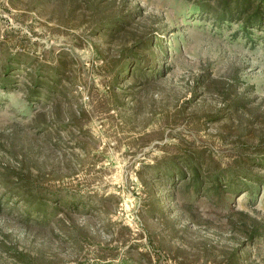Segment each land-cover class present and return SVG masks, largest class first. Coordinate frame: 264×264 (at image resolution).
Segmentation results:
<instances>
[{"label":"rangeland","instance_id":"obj_1","mask_svg":"<svg viewBox=\"0 0 264 264\" xmlns=\"http://www.w3.org/2000/svg\"><path fill=\"white\" fill-rule=\"evenodd\" d=\"M197 1L0 0V264H264V32Z\"/></svg>","mask_w":264,"mask_h":264},{"label":"trees","instance_id":"obj_2","mask_svg":"<svg viewBox=\"0 0 264 264\" xmlns=\"http://www.w3.org/2000/svg\"><path fill=\"white\" fill-rule=\"evenodd\" d=\"M207 1L198 0V8L212 15L215 23H220L223 20L239 22L240 31L244 37L250 34L253 29L264 32V0H216L213 8H211ZM189 169L193 173L190 181L194 185V190H197L201 188V182L197 181V167L196 165H190ZM166 170L169 172H167V175L170 177L174 173H176L175 176H177V173L182 174L179 170L174 172L173 168ZM224 176L225 174L222 176V179H224ZM219 179L221 178L216 173L212 177V180H208V182L213 184L211 187H215ZM47 201V199L42 200V198H37L33 201L26 200L23 206L26 208V212H32L36 215L37 220L41 221L47 219ZM65 205L70 206L72 204L69 202L65 203Z\"/></svg>","mask_w":264,"mask_h":264}]
</instances>
